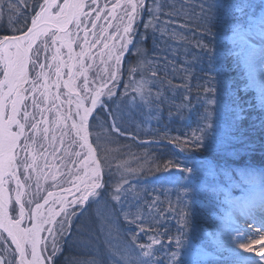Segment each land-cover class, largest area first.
<instances>
[{
	"label": "snow or ice",
	"instance_id": "6c2138e0",
	"mask_svg": "<svg viewBox=\"0 0 264 264\" xmlns=\"http://www.w3.org/2000/svg\"><path fill=\"white\" fill-rule=\"evenodd\" d=\"M21 5L32 8L34 15L30 26L25 16V23L17 28L12 21L24 14ZM5 7L12 29L11 34L0 35V264H54L72 218L92 204H103L107 211L98 209L105 250L97 249L91 264H159L156 246H163L161 235L167 239L168 264H264V168H236L227 160L214 166L191 155L169 160L164 170L176 169L183 175L157 179L166 183V190L177 193L176 201L168 202L176 220L175 235H168V228L162 234L149 222L159 225L167 217L156 199L142 203L146 189L132 181L144 175L142 168H133L127 161L118 163L120 178L108 193L114 203L104 199L102 190L108 185L100 148L90 139L89 118L101 96L115 95L108 84L117 80L122 57L134 43V25L146 0H108L103 7L98 0L91 4L43 0L39 10L28 0H0V19ZM162 7L157 4L155 11ZM199 9L201 31L211 37L208 42L197 41L199 52L193 57L206 77L197 85L203 93L197 98L203 111L190 134L169 140L182 153L221 152L244 142L240 121L247 118L252 105L241 101L238 91L256 93V108L262 113L258 126L264 130V0H202ZM147 10L153 12L151 7ZM108 17L119 23L109 20L108 27L116 30L104 37L107 28L97 21ZM97 56L104 65V77L94 67ZM230 58L246 81L239 89L233 88L235 81L228 75ZM170 63L158 61L148 69L155 79L141 75L125 85L128 98L122 103L128 111L159 115L165 93L157 85L163 83L160 73L168 75ZM93 71L97 75L90 78ZM184 101L188 103L170 109V115L182 121L192 115L190 96L185 95ZM121 115L119 108L111 114V131L123 134L117 123ZM232 173L238 180L232 179ZM220 175L229 181L227 187L218 182ZM234 188L240 190L239 196L232 195ZM205 211L213 217L215 228L204 230L206 239H202L194 220ZM121 218L126 226L120 224ZM149 232L155 233L148 236L150 242H140V234ZM253 252L259 259L246 255Z\"/></svg>",
	"mask_w": 264,
	"mask_h": 264
},
{
	"label": "rangeland",
	"instance_id": "374dc122",
	"mask_svg": "<svg viewBox=\"0 0 264 264\" xmlns=\"http://www.w3.org/2000/svg\"><path fill=\"white\" fill-rule=\"evenodd\" d=\"M42 2L43 0H28V3L33 8H35V10H39L38 6ZM88 2L91 4V0H88ZM98 2L100 6L103 7L105 3H108V0H98ZM114 2L115 0H111V3ZM201 2L202 0H146L145 10L140 16L137 17V21L134 25V43L129 45L128 50L122 57L121 63L118 66L120 68V73L117 77V80L108 84V87L113 88L115 95L112 97H108L107 95L101 96V102L97 104L89 118L92 124V136L90 139L94 143V146L98 144L100 148V156L103 159L104 180L108 187L102 191L104 192V199L107 200L109 204H113L114 202L111 200V197L108 195V193L111 191L112 185H114L115 182L120 178L119 174L116 173V165L122 161H127L128 164L133 168L145 169V165L143 164V162H145L144 159L148 158L151 154V149L147 150L145 145L160 147V149L163 145L164 149L162 148V150L157 152L153 151L150 157H165L166 163L169 160L186 159L191 155L199 159H206L214 166H219L221 164L220 162L218 163L217 161L213 160V157H216L218 160H227L228 162L232 161L233 163L228 164L236 168L247 165L256 168H262L257 164L250 162L242 164H238L236 162V160L240 159L243 155H247L240 152L243 151V148L241 147H246L248 140L251 141L252 138L249 137L254 136L255 134H260L264 144V130L258 126V121L262 113L256 108V93L252 90H249L246 93L241 91L237 92V95L241 98V101H247L252 105V108L245 113L247 118L240 121V127L244 130V142L231 144L226 150L221 152H211L204 150L199 151L205 155H213V157L208 156L205 158H200L199 156L201 154L198 152L182 153L175 143L169 142V140L175 137H180L182 139L185 133L190 134L191 128L195 127L198 113L203 111V109L197 103L198 96L190 97L192 104V115L190 120L185 119L183 121L176 118L175 116L170 115V112H168V115L163 118L160 116L150 117L146 112H130L128 111L127 106L122 103L124 99L128 98L125 96V85L131 84L133 79L139 80L143 74L142 71L144 67H147L148 69L154 67L158 61L163 63H167L168 61L171 62L168 67L167 76L171 82H173L174 79L175 86L171 85L169 83L170 81L168 82L167 87L166 85H163L162 87L157 85L162 91H164L165 99L168 101L167 105L169 109H174V105L179 103H188L187 101H184V99H180L177 102L173 101V95L175 96L178 88L184 90L185 95H190L192 90L195 88L197 91H200L197 86L198 82H203L206 77L204 73L198 71L201 65L196 64L193 60V57L199 52V49L196 47V43L199 40H203L204 42L211 40V37L208 36L206 32L201 31V29L204 28L203 21L199 16V4ZM157 4L163 6L159 13L155 11ZM92 7L96 6L92 5ZM149 7L153 9L152 13L147 10ZM21 8L24 14L19 16L18 20L14 18L12 24H15L16 27H18V25H23L25 23L24 18L26 16L27 24L30 26L31 16L34 15V11L32 8H23V5H21ZM87 10L88 9H86V11ZM117 11L118 13L120 12L119 9ZM165 13H167V15H165ZM101 15L103 17L106 15V13H102ZM150 15L151 18H149ZM92 18H95V12H93ZM147 19H149V22L151 23L148 27L149 31H147L146 34H142V32L139 31L140 28L144 26V21L146 22ZM109 20H111L113 25L119 23L118 20H113L111 17H108L107 19L102 18L101 20L97 21L98 25H102L107 28V32L104 33V37H107L109 32H114L116 30L115 27H108ZM12 24L9 22V13L5 7L3 17L0 19V27L10 30L12 29ZM194 24H197L196 28H194ZM181 25H183V27ZM88 27L90 28L91 25L89 24ZM23 30H26V28ZM96 31L99 33V28ZM7 33L9 34V32ZM80 35L82 37L84 33L81 32ZM158 36L159 41L157 42ZM142 37L144 38V41L145 39L146 41H150L151 39V42L148 44L151 50L149 54L150 57H152L147 60L143 67H141V63L134 64V67H140L136 72L130 73V71H128L130 68L125 67V64L128 62L125 58L128 56L135 57L138 54L141 47L140 38ZM89 38L92 39L91 32H89ZM108 43L111 44L113 41L109 40ZM97 48H102V45H97ZM74 49L75 51H79V48L75 45ZM92 51L95 53L96 49H93ZM105 59L107 58L105 57ZM149 61L153 63L149 64ZM94 67L99 69V76L104 77V65L100 63L98 56ZM185 67L188 68L187 72H185ZM203 67L207 68L206 60L203 64ZM226 67L229 69L228 75L235 81L233 88L236 89L238 86L242 87L246 83V81L241 78L242 69L234 68L231 58L226 62ZM126 70L128 71L127 73L125 72ZM96 75L97 73L95 71L90 72V78ZM160 76L167 77L164 76L163 73H160ZM147 77L155 79L154 77H151V73L149 71L147 72ZM100 83L101 82L99 79L95 80V85L97 87L100 86ZM165 87L167 90H165ZM166 94L169 96H166ZM131 95L132 89L129 87L128 96L130 97ZM202 95L203 93L200 91L199 96ZM118 108L122 115L121 119L118 120L117 123L123 134L111 131L113 125L111 114L114 113ZM185 116L187 117V112L185 113ZM97 136H99V139H97ZM154 137L166 139L167 141L155 140ZM118 139H123L124 143H120ZM230 153H235V155H229ZM171 157H173V159ZM234 162L236 163L234 164ZM53 171H55V169H53ZM170 174L183 175L176 169L165 171L164 168H160L153 178L143 179L140 177L139 180H137L135 177H133L132 181L133 183H138L142 189H146V191H142L141 193L143 197L142 203L145 200L148 203H151L153 199H156L160 210L163 211L167 217V219H162L159 225H156V223L151 219L149 222L151 221L153 226L157 227L160 233L163 234L165 232V228H168L169 231L167 234L175 235V229L177 227L176 220L172 219V213L168 211V202L169 200L175 202L177 193L175 191L166 190V183L157 179V177H166ZM232 179L238 180V177L235 175V173H232ZM218 182L225 187H227L229 183V181L223 175L218 177ZM48 183L50 184L51 181L49 180ZM47 186L48 185L46 184L45 187ZM232 195L239 196L240 190L236 188L232 189ZM98 209L101 212L107 211V209L103 207V204H92L91 207H88L86 211L81 210L83 211V214H79L78 212V214L72 218L70 231L66 234L64 240L61 242L60 250L54 257V264H59L58 262H62L63 264H91L96 250L99 249L101 252L105 250L104 237L100 234L101 217L98 215ZM194 223L199 229L202 239H206L203 237L204 230L211 232L215 228V221L213 220V217L206 211L203 213V215H198L195 217ZM120 224L122 226H126V222L122 218L120 220ZM135 231H138V229H135ZM150 235H155V233H141L139 237L140 242L149 243L150 241L148 240V236ZM160 239L163 242V246H156L160 249L158 255L159 264H168L166 256V252L168 250L167 239L165 235H161ZM253 259L257 258L253 257Z\"/></svg>",
	"mask_w": 264,
	"mask_h": 264
},
{
	"label": "trees",
	"instance_id": "16d2710c",
	"mask_svg": "<svg viewBox=\"0 0 264 264\" xmlns=\"http://www.w3.org/2000/svg\"><path fill=\"white\" fill-rule=\"evenodd\" d=\"M149 18H151V15L149 16ZM145 24H149V26H150L151 23L149 22V19H147L146 22L144 21V26L143 27L140 25L142 28H140V31L139 32H142V34L143 33L146 34V32L149 31V28H147V29L145 28ZM21 26L18 25L17 28H20ZM193 26H194V28H196L197 27V24H194ZM7 32H9V34H11V29L10 30H7L4 27H0V35L5 34ZM140 41H141V44H140L141 47L139 49L138 54L135 57H130V56L127 57L126 56L127 58H125V59H126V61H128L125 64V67L126 68L128 67V68L131 69L132 67L135 66L134 64H136V63H141L142 64V62H143V65H144L147 62V60L152 57V56L150 57V54H149L151 52V50H150L149 44H148L149 42H151V39H150V41H148V40L146 41V39L144 41V38L142 37V38H140ZM158 41H159V36H158L157 42ZM139 67L140 66H137V69ZM147 69H148L147 67H144V69L142 71L143 72L142 75H144L146 77H147V72H148ZM127 70L125 71L126 73L129 71V70L128 71ZM161 77L163 78V83L162 84H158V86H161L162 87L163 85H166V87H167L168 86V82L170 81L169 78H168V76L167 77L161 76ZM174 83H175V81L173 79V82H171L170 84L173 85V86H175ZM166 87H165V90H167ZM240 87L241 86H238L236 89H239ZM199 92L200 91H197V89L195 88V89L192 90V93L189 96L190 97L191 96L192 97L193 96L194 97H197V96H199ZM166 96H169V95L166 94ZM184 96H185L184 90L178 88L175 96L173 95V98L172 99H173V101H176L177 102L180 99H184ZM167 104H168V101L165 99V102L162 105H160L159 115L158 116H160L161 118L166 117L168 115V112H170V109H169V107H168ZM249 138H252V139H251V141L248 140L247 145H252L253 147H251V148L241 147V148H243L242 149L243 151L240 152V153L247 154V155H243L241 158L239 157L240 159L236 160V162L238 164L239 163L242 164V163H248V162H250V163L257 164L259 167L264 168V147H263L264 144H263V141L261 139V136H260V134H255L254 136H251ZM118 140H119L120 143H124L123 139H118ZM155 140H166V139H162V138H157L156 137ZM250 143H254V144H250ZM140 146H143V145H140ZM161 147L163 148L164 146L162 145ZM145 148L147 150H150L151 149L150 150L151 154H152L153 151L154 152L155 151L157 152L159 150H162V148L160 149V147L151 146V145L150 146H146L145 145ZM150 152H148V153H150ZM198 153L201 154V155H203V156L200 155L199 156L200 158H205V157H208V156L213 157V155H205V154H202L200 152H198ZM150 155H149L148 158L144 159L145 162H143V164L145 165V169H143L144 175L141 176L143 179H145V178L146 179L153 178L157 174V172L159 171V170H157V167H159V169L160 168H164V165L166 164L165 157H159V156H157V157H154L153 158V157H150ZM171 158L173 159V157H171ZM213 160L214 161H217L218 163L219 162L220 163H223V161H224V160H218V158H216V157H213ZM236 162H234V164ZM227 163H233V162L232 161L231 162H228L227 161ZM150 223H151V221H150ZM58 263L59 264H63L62 262H58Z\"/></svg>",
	"mask_w": 264,
	"mask_h": 264
},
{
	"label": "bare ground",
	"instance_id": "6f19581e",
	"mask_svg": "<svg viewBox=\"0 0 264 264\" xmlns=\"http://www.w3.org/2000/svg\"><path fill=\"white\" fill-rule=\"evenodd\" d=\"M244 227L247 228V225L245 224ZM248 231L254 233V229H248ZM254 234H255V233H254ZM238 250H239V249H238ZM246 255H250V256H252V257H254V258L259 259V257H256V256H255V253H254V252H253V253H247Z\"/></svg>",
	"mask_w": 264,
	"mask_h": 264
},
{
	"label": "flooded vegetation",
	"instance_id": "af4514ba",
	"mask_svg": "<svg viewBox=\"0 0 264 264\" xmlns=\"http://www.w3.org/2000/svg\"><path fill=\"white\" fill-rule=\"evenodd\" d=\"M73 48H74V45H73ZM75 50V49H74ZM45 235H47L46 233H45Z\"/></svg>",
	"mask_w": 264,
	"mask_h": 264
}]
</instances>
